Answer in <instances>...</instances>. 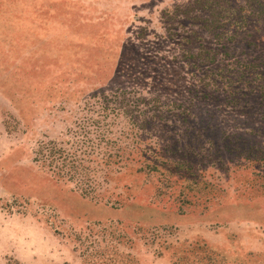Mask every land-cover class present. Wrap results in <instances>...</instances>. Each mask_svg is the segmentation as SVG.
Returning <instances> with one entry per match:
<instances>
[{
	"label": "rangeland",
	"instance_id": "obj_1",
	"mask_svg": "<svg viewBox=\"0 0 264 264\" xmlns=\"http://www.w3.org/2000/svg\"><path fill=\"white\" fill-rule=\"evenodd\" d=\"M2 1L0 264H264V0Z\"/></svg>",
	"mask_w": 264,
	"mask_h": 264
},
{
	"label": "trees",
	"instance_id": "obj_2",
	"mask_svg": "<svg viewBox=\"0 0 264 264\" xmlns=\"http://www.w3.org/2000/svg\"><path fill=\"white\" fill-rule=\"evenodd\" d=\"M4 4V2L2 1V2H0V6H2ZM106 151H108V152H112V149H105ZM118 151V153H122V149H119V150H117ZM134 152H136V153H138V152H140V150L139 149H136ZM53 154H55V153H52V155ZM55 156V155H54ZM97 161V160H96ZM98 163V164H97ZM99 166V167H101V168H111V164H109V162H104V161H97L96 162V166ZM154 166H153V168H157V165H155V164H153ZM70 166V167H69ZM69 166H65V168H64V166L62 167V169H61V167L59 166V168H57L58 170H57V173L60 175V176H63V175H66L67 173L69 174V175H72V171H73V169H76V168H78V166H75V162L74 163H72V164H70Z\"/></svg>",
	"mask_w": 264,
	"mask_h": 264
}]
</instances>
